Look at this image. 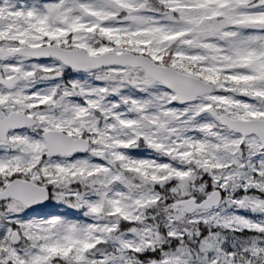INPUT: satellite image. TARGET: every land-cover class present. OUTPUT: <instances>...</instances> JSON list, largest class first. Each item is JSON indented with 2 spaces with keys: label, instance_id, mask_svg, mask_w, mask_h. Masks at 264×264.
I'll use <instances>...</instances> for the list:
<instances>
[{
  "label": "snow or ice",
  "instance_id": "1",
  "mask_svg": "<svg viewBox=\"0 0 264 264\" xmlns=\"http://www.w3.org/2000/svg\"><path fill=\"white\" fill-rule=\"evenodd\" d=\"M0 264H264V0H0Z\"/></svg>",
  "mask_w": 264,
  "mask_h": 264
}]
</instances>
